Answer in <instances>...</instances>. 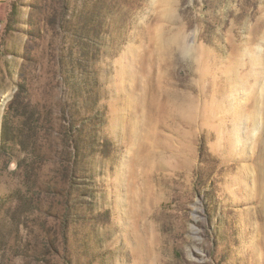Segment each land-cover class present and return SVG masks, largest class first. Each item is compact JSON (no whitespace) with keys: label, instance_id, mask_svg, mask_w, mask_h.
Here are the masks:
<instances>
[{"label":"rangeland","instance_id":"obj_1","mask_svg":"<svg viewBox=\"0 0 264 264\" xmlns=\"http://www.w3.org/2000/svg\"><path fill=\"white\" fill-rule=\"evenodd\" d=\"M263 103L264 0H0V264H264Z\"/></svg>","mask_w":264,"mask_h":264},{"label":"trees","instance_id":"obj_2","mask_svg":"<svg viewBox=\"0 0 264 264\" xmlns=\"http://www.w3.org/2000/svg\"><path fill=\"white\" fill-rule=\"evenodd\" d=\"M25 92L26 95V90L24 89L23 84L19 85V90L17 92V94L13 97V99L11 100V102L8 104V109H12L13 107L19 108L22 107L23 109H28L29 107L32 106V103L29 99V96L25 97L23 95V93ZM4 133V132H3ZM3 139H6L5 134H3Z\"/></svg>","mask_w":264,"mask_h":264},{"label":"bare ground","instance_id":"obj_3","mask_svg":"<svg viewBox=\"0 0 264 264\" xmlns=\"http://www.w3.org/2000/svg\"><path fill=\"white\" fill-rule=\"evenodd\" d=\"M263 106H264V103H263ZM197 107V106H196ZM257 110V116H261L262 114L264 115V107L261 109H256ZM191 111V110H190ZM259 113H262L261 115Z\"/></svg>","mask_w":264,"mask_h":264}]
</instances>
